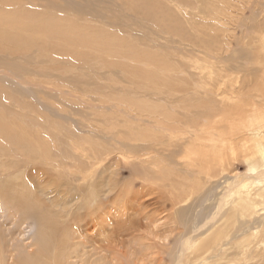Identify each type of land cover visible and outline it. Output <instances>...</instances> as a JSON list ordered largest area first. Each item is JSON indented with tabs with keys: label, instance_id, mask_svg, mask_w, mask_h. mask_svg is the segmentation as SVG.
<instances>
[{
	"label": "rangeland",
	"instance_id": "1",
	"mask_svg": "<svg viewBox=\"0 0 264 264\" xmlns=\"http://www.w3.org/2000/svg\"><path fill=\"white\" fill-rule=\"evenodd\" d=\"M4 1L5 3L1 2L2 8H0L5 15H3L1 12L0 15L2 14L5 18H8L7 12L10 8L9 15L17 10L15 15L19 14V12L20 14L22 13L21 15H23L24 19H22V22L26 23L28 19H31L30 17L33 16L34 18L39 16V14H41L39 10H41V15H45L42 16V19L47 18L48 21L49 15H52L50 16L52 17V21H50L51 23L58 19V21L55 22L58 25L59 23L64 25L69 19L68 22L72 27H74V31L79 29L78 32L81 30L92 33L104 32L110 37H118L136 50L150 54L149 59H153L154 57L155 59L162 60L165 57V59L168 60V62H170L173 67L185 68L188 75L190 73H200L198 68H200L201 65L203 66V64L196 63V58L199 59V61L202 58L201 60L203 61L206 56H211L209 61L214 64L215 68H219L220 66L222 67L223 65V68L228 69L230 65H238L241 68H245V70L246 67H248V69L259 67L261 68V72H264V66L259 65L264 64V42L259 39V33L255 34V38L251 35L247 36L246 33L248 28L245 27L243 23L246 22L248 24V21H250L251 17L253 16V12L250 10L246 12L243 11V0H239V2L236 3V7L232 10L225 8L223 14L219 16V18L215 19L206 12H203V8L195 9L194 7H191L192 4H197L198 0H188V3H180L176 0H160L163 5L169 8L173 14L171 18L172 21H169V24L178 23L188 34L191 35V37L192 35L195 37L196 34H199L203 38L202 40L204 43L198 39V46L194 44V42H197V39L194 42L183 40L179 35L171 34L166 31H159L149 22L145 23L141 16L134 13L133 11L128 10L124 0H19L21 1L20 4L18 0H10V3L8 0ZM52 5H54V7ZM61 5L64 6V11L62 10ZM49 9L51 12L48 11ZM45 10H47V13H43ZM90 12H94L99 16L92 20L88 18V14H90ZM113 12L116 14L120 13L122 16L124 15L123 19H118L114 22L110 21L107 17H113L115 15ZM100 13L103 15L100 16ZM260 17L258 18V22H261L260 24L264 25V13H262ZM7 18L6 20H0V23L2 22L1 24L3 26H5L3 22L7 21ZM59 20L62 22H59ZM241 20L243 21L241 22ZM50 22L48 23L47 30L55 29L51 28L53 25L51 26ZM9 25H12L11 28L9 26L10 29L18 28V25H16L14 21ZM13 25H15L16 28H14ZM75 25L77 27H75ZM249 29L252 30V24H249ZM24 30L25 28L23 27V30L19 31L22 32L27 43H25L21 48L19 47L20 45L17 49L14 47L15 51L14 49H9L3 52L0 51V80L2 79V82L7 87L9 85L12 86L10 92L8 91L10 86L9 88L6 87L10 97L8 95L7 96L9 99H11V102L9 99L3 101V105L1 107H4V109L8 111V117H17L19 113V119L23 118L25 122L30 120L29 122L33 123L32 126H34V128H38L39 131L41 130L43 137L47 138L46 140H50V143L48 141L46 146L50 147V150L53 149V152H58L60 150L61 152H59V154L55 153V155H58L55 157L52 155L54 153L51 151L52 154L50 156L44 154H33L30 158H21V160H18V162L14 163V166L10 167L11 171L10 173L8 172L9 174L4 173L3 176L0 174V183L8 182L28 184V188H33L39 196L43 198L46 197L48 199L52 198L55 200V206L49 202V209L51 210L53 208H55V210L56 208L59 210L67 208V210H69L82 200L84 193L85 204H87L86 202L88 201L87 199L89 197V188L87 187L88 184H90V189L92 187L103 188V197L101 196L99 199L106 202V208L103 206L99 207L97 201L92 207L86 206L85 210L82 212L85 213V228H87L84 238L85 258H78L77 252H74L75 255L70 260V264H89L87 261L96 260L95 258L99 259L103 264H130V262H133L132 255H134V253L136 254V251L142 252L138 255V258L143 257L146 260H153V264H160L161 259L164 260L165 264H173L175 259L174 249L178 246L180 235L185 234L184 230L189 229L190 231L196 224H202L203 221L205 222L204 219L209 217L208 213L211 214L210 207L212 205V211H214L215 201L223 192L226 180L228 178H233L232 175L234 176V174H242L245 172L246 166L244 164L238 165L237 161L236 164L234 163V166L232 164V167L229 166L228 170H230L231 173L228 171L226 173L224 172L222 175L214 176L211 179H206L204 174L199 176L200 174L198 167L187 169L185 164L188 159L184 158V152H180L178 154L180 155L179 158H176L178 155H175V157L171 159V162H173L175 159L174 162L177 165L174 166V163H172V167L176 168H174L175 170H171V173H169L172 174L173 172V174H175L176 172V175H173L172 177L170 174H167L166 177L162 176L161 174L159 175V173L152 175V177L156 176L155 179L160 180L161 182H156L155 179L146 181H150L149 183L136 180L134 178L135 166L127 165L124 157L122 156L124 155L123 152L133 151L135 150L136 145H143L146 143L144 141L135 142L131 139H127V131L129 126H132L134 129H136V121L131 118V116H137L140 114L137 111V106L132 105L131 102L145 100L146 98H152V100L158 102L160 101V98L165 96L167 97V94L151 96V94L158 92V90H147L144 84L139 85L137 82H135L137 80L130 76V72L127 69L128 67H137L136 65L139 64L144 69L148 67L149 63L142 62V59H144L143 56L141 62L136 61L135 58L129 57L132 54L128 50L120 53L118 48L122 50V46L119 44L117 53L111 57H109L106 53H94L93 50L90 52L86 51L85 58L78 57L76 54L79 51V47H72L71 51H65L63 49L66 47L57 45H53L51 47L50 44L45 45V42H42L41 40L42 38L37 39L39 42H42V49H39L37 42L35 43V41H30L31 44H29V39L32 37L28 36V34L30 35L29 31L26 33ZM50 37L52 38V35L48 34L46 39L51 40ZM31 40L34 39L32 38ZM28 44L30 45V48ZM208 44L212 45L213 55L208 53L210 49V46L207 47ZM115 46H117V44H115ZM45 48L48 49V51H44ZM11 50H13V53ZM16 50H18L20 53L18 52V54H16ZM232 57H235L237 62H235ZM245 58L249 60V66H246ZM255 58L258 60H255ZM261 60L262 63H260ZM13 62H16L18 65L22 64V67L18 66L16 63L14 65ZM4 63L6 64V67ZM225 63L227 65H225ZM198 65L200 66L198 67ZM190 66L194 67L192 68ZM17 68H20L21 71L19 69L17 70ZM245 70L244 72L247 73ZM8 71H11V73ZM206 72H208V70ZM244 72H240V78L241 76H245ZM14 73L15 75H13ZM170 73H167V76L172 78L174 75L172 73L171 75ZM188 75L181 76L188 77ZM188 78H191V74ZM228 79L229 77L225 78L226 81H228ZM188 84L193 86L192 82H188ZM252 88H254V85L249 88V91ZM247 90L248 88L243 89L242 92H240L241 95L245 94ZM12 91L15 93V96L13 95L14 93H11ZM182 92L184 93V91ZM144 93H149L150 95L145 97L143 95ZM12 95L16 97V100L12 99ZM184 95L187 94L184 93ZM182 97L183 94L177 92L176 97H170L168 100L166 99V101L172 102L177 98V104L176 102H173V104L176 106L178 105L177 107L180 108L178 109L176 107L178 112L180 111L181 113H184L182 111L183 109L180 107V103L184 100ZM20 99L21 103L23 102V109L18 104ZM167 102L163 103L167 105L165 108L170 105L169 102ZM130 110H132V112ZM20 112L23 114L21 115ZM133 113H136L137 115ZM171 113L173 115L177 114L175 112V114L173 112ZM193 113L194 112H192V115ZM21 116L22 118H20ZM160 116L162 119H164L163 117L165 114L163 116L162 113ZM45 119L49 121V123L46 124L50 126H45V128L48 127L49 129H44L42 127L40 128V126L37 127V124H40V122L42 123V121ZM23 120L20 121L23 122ZM151 131H154V128H152ZM56 133L58 135H55ZM71 134L73 136H71ZM55 136H59L60 138H55ZM53 137L55 141H57L56 139L59 138V141L63 142L59 143L57 141V144H59L56 146L57 144L53 143ZM73 140L74 142L77 140L79 144L83 143V152L79 153V151H76L73 148ZM173 141L175 143H173ZM173 141L172 144H170L171 146L168 144V149L171 151V153L168 151L170 155H172L173 151H184V149L177 150L182 147L180 144H184L185 146L184 140L176 137L173 139ZM114 142L117 143L114 145L111 144ZM123 142H125L126 145H121ZM89 143L91 145H88ZM107 143H109L107 146L110 145L114 148L111 147V152L104 153L107 154V156L103 154L105 157L104 160L106 162L103 161L101 164L98 163L96 164L95 168H93L92 162L90 160L92 159V153L91 151L87 152V149L89 148L88 146H95V149H98V145L102 144L108 149V147L105 146ZM59 145L61 146L60 148ZM54 147L57 150L54 149ZM65 147L67 149H65ZM64 156H66V158ZM153 156L156 155L153 154ZM57 157L59 159H57V161L54 160L53 162V159ZM13 159L17 158L13 157ZM48 159L50 161H48ZM182 161L186 162L183 164ZM59 162L61 163V166L59 165ZM82 162L83 164H81ZM89 162L91 163L90 165ZM85 164H87V166ZM177 168L180 170V172H187L185 174L183 173L184 175L181 173L183 176H185L182 177L183 179H181V174L178 172ZM2 170L3 167H0V173ZM78 170H84L85 174L88 173L87 177L90 178H86L84 176V180L83 176H81L82 174L85 175L84 172L81 171L82 173H78ZM88 170L92 173L89 174L90 172ZM215 173H213V175ZM177 174H180V177L177 176ZM9 175L10 177H8ZM196 175L201 177V179H197ZM81 182L85 183V186L82 189V194L76 188H66L64 186L66 189L61 188L60 192L54 191L51 194L46 195L47 192L54 189L55 186L53 183ZM101 183L103 185H101ZM194 183H206V185H204V188H206L202 189V192L199 191L197 194L195 193L186 204H183L182 206L178 205L177 208L172 210V208L169 206V200H172V198L176 197L175 190L181 188V184L184 185V188L186 187L189 189L194 186ZM126 184L128 192L124 194V196H121L122 198L119 197L120 195H117V191H110L114 185L121 187ZM129 185L131 186L129 187ZM60 186L57 185L56 189H59ZM168 186H172V188ZM173 187L176 189L173 190ZM64 189L68 192L61 191ZM171 189L172 191H170ZM86 190L88 193H86ZM144 192L147 195H144ZM173 194H175V196ZM114 195H117L119 199L117 196H115L117 200L114 201L111 199ZM71 198L74 199L71 201ZM120 200L125 202V208L120 206ZM31 201L32 203L35 202L36 204H39L34 200L33 194L31 195ZM64 202L67 204H64ZM140 202L143 205H141ZM130 203H135L134 208L130 206ZM9 213L10 210L4 204H0V232L6 238L8 248L11 247L10 250H12V254H9L11 257L10 260H12V258L15 260L22 250L27 248H30L32 251L36 250V247L33 250L32 244L39 228V222L35 219V217H33V215H29L24 218L22 215L16 217ZM172 214H175L176 217L178 216L180 218L176 219L181 223L180 228L176 227L179 225L175 223V220L174 223L172 222ZM144 215L153 217L151 218L152 224L149 227L144 226L136 237L134 234L130 235L126 232H120L121 230L118 232L114 231L115 224L127 222L131 217H139ZM198 216L199 218H197ZM200 216H203V220ZM54 219L61 220L57 215ZM61 221L59 224L60 229L66 230L70 234H73L76 230H78L73 219H70L68 224H63V222L61 224ZM118 228L120 229V227ZM86 233H88V236H86ZM142 235H144V239L141 243H139L138 240ZM91 253L94 254L93 257L90 255Z\"/></svg>",
	"mask_w": 264,
	"mask_h": 264
},
{
	"label": "bare ground",
	"instance_id": "2",
	"mask_svg": "<svg viewBox=\"0 0 264 264\" xmlns=\"http://www.w3.org/2000/svg\"><path fill=\"white\" fill-rule=\"evenodd\" d=\"M21 1H19V4L21 3ZM176 1L180 3L189 2L188 0ZM1 2L5 3V1L0 0V7ZM8 2L10 3V0H8ZM124 2L129 11H133L134 13L138 14L142 17V20L145 23L149 22L159 31L161 30L169 32L171 34L179 35L181 39L188 40L190 42H194L197 39V42H194V44L197 46L199 45V40L204 43L202 40L203 38L199 34H196L195 37L194 35H192L191 37V35L188 34L178 23L169 24L168 22L172 21L171 18L173 14L170 9L164 6L160 0H124ZM238 2L239 0H198L197 4H192L191 7H194L195 9L203 8V12H206L215 19L219 18V16L223 14L225 8L231 10L235 8L236 3ZM243 2V11L246 12L250 10L251 12H253V16L251 17V20L248 21V24L246 22V24L243 23V25L248 28L246 33L247 36L251 35L255 38V34L259 33V39L264 42V25H261V22H258V18L262 13H264V0H243ZM52 6L54 7V5ZM63 7L64 6H62V10L64 11ZM1 8L0 12L5 15L4 12H2ZM8 10V18L6 17L7 21L3 22L5 26L1 24L2 22L0 23V51L2 52L9 49H14V47H16L15 49L19 47L21 48L25 43H27L26 39L23 37L22 32L19 31L23 30L24 27V31H26V33L27 31H29L30 33V35L28 34V36H31L34 39L31 40L32 38L30 37L31 39H29V42H37L39 49H42V42H45V45L50 44L51 47L53 45L66 47L65 49H63L65 51H71L72 47H79V51L76 54L78 57L85 58L86 51L90 52L91 50H93L94 53H106L109 57H111L112 55H115L117 53L119 44L122 46V50L118 48L120 53L128 50L132 54L129 57L135 58L136 61L141 62L143 56L144 59H142V62L149 63L148 67L144 69L139 64L136 65L137 67H128L127 69L130 72V76L136 79L137 81L135 82H137L139 85L144 84L147 90H158V92H154L153 94H151V96L167 94V97L165 96L163 98H160V101L158 102H155L154 100H152V98H146L145 100L131 102L132 105L137 106V111L140 114L137 115L136 113H133L137 116H131V118L136 121L137 130L132 126H129L127 131V139H131L135 142L144 141L146 143L143 145H136L135 150L133 151L124 150L125 152H123L124 155L122 156L124 157L127 165L135 166L134 178L136 180H141L145 183H149L150 181H146L155 179L156 176L152 177V175H156V173H159V175L161 174L162 176L166 177L167 174L171 173V170H175L174 168L176 167L173 168L172 163H174V166L177 164L174 162L175 159L173 160V162H171V159H173L175 155L177 156L180 152H184V158L188 159L187 162L185 161L187 169L198 167L200 174L199 176H202V174H204L206 179H211L214 176L222 175L224 174V172H230V170H228L229 166H231V164L234 166V163L236 164L237 161L238 165L244 164L246 166L245 172H243L242 174H234V176L232 175L233 178H228L226 180L223 192L221 191V195L215 201L214 211H212V205L210 207L211 214L208 213L209 217H206V219H204L205 222L203 221L202 224H196L194 228H190V231L189 229L184 230L185 234L180 235L178 246L174 249L175 259L173 261V264H264V72H261V68L258 67L248 69V67H246L245 70V68H241L238 65H230L228 69L223 68V65L222 67L220 66L219 68H215L214 64L209 61L211 56H206L203 61L201 60L202 58L200 59V61L196 58V63H202L203 66L201 65V67L198 68L200 66L198 65L197 68L200 70V73H190L191 78H188L190 74L188 75L185 68L173 67L171 63L165 59V57L162 60L155 59L154 57L153 59H149L150 54L136 50L118 37H110L104 32H93V34L92 32H85L81 29L80 32H78L79 29L74 31V27H72L68 22L69 19L64 25H61L60 23L58 25L56 23L58 19H53L54 22H52V24L50 22L52 21V17H50L52 15H49L48 21L47 18L42 19V16L45 15H41V10H39L41 12L39 16H36L34 18L32 16L30 17L31 19H28L25 23L22 22V13L20 14L19 12V14L15 15V13H17V10L13 9L16 12L14 11L11 15H9L10 8ZM48 11L51 12L50 9ZM45 12L47 13V10H45L43 13ZM114 14L115 15L113 17H106L112 22L117 21L118 19H123L124 15L122 16L120 13ZM3 15H0V20H6ZM101 15L103 14L100 13V16ZM97 16L99 15L94 12H90V14H88V18L92 20ZM13 21L16 23V25H18L17 29H10L12 25L10 26L9 24H11ZM242 21L243 20H241V22ZM49 22L51 23V26L53 25L52 27L50 25L49 26L55 29L47 30ZM59 22L62 21L59 20ZM249 24H252V30L249 29ZM13 26L14 28H16L15 25ZM75 27L77 26L75 25ZM48 34L52 35V38L50 37L51 40L46 39ZM38 38H42V42H39L37 40ZM29 44H31V42ZM115 44H117V46H115ZM208 46H210L208 53L213 55L212 45L208 44L207 47ZM46 50L48 51V49L45 48L44 51ZM11 51L13 53V50ZM16 51V54H18L19 51ZM232 59L237 62L235 57H232ZM245 59L246 66H249V60L247 58ZM256 59L257 58H255V60ZM13 63L15 65L16 62ZM260 63H262V60ZM225 65L227 64L225 63ZM259 65L264 66V64ZM190 67L193 68L194 66ZM18 69L20 70V68H17V70ZM207 70L208 72H206ZM244 70L247 71V73H245ZM242 71L245 73V76H241L240 78L239 74ZM8 72L11 73V71ZM170 72L174 75L172 76V78L167 76V73ZM13 75H15V73ZM181 75H188V77ZM227 77H229L228 81L225 80V78ZM188 82H192L193 86H190ZM252 85H254V88L249 91V88ZM9 86L7 87L2 82V79L0 80V167H3V170L0 173L1 176H3L4 173H10V167L14 166V163L18 162V160H21V158H30L33 154H44L50 156L52 154L51 151L53 150H50V147L46 146V143L48 144V141L50 143V140H46L47 138L43 137L41 130L39 131L38 128H34V126H32L33 123L29 122L30 120H28V122L26 121V123L23 120L22 116L20 117L22 119H19V113L17 117H8V111L4 109V107H1L3 105L2 102L8 100L10 97L7 92V88H9ZM11 87L12 86H10L8 90L9 92ZM246 88H248L247 92L241 95L240 92H242V90ZM182 91H184V93H186L187 95H184ZM177 92L183 94L182 98L184 100L182 99L183 101L180 103V107L183 109L182 111L184 113H181L180 111L178 112V110H176V107L178 105L176 106L175 104H173V102L178 101L177 98L172 102L168 101L170 105L167 108H165V106L167 105L163 104L164 102H167L166 99L168 100V98L170 97H176ZM11 93L14 92L12 91ZM13 95L15 96V93ZM143 95L145 97H148L150 94L144 93ZM14 96L12 99L16 100V97ZM9 100L11 102V99ZM18 104L22 109L24 108L23 102L21 103V99ZM130 111L132 112V110ZM160 111L163 113V116L165 114V116L163 117L165 120L161 118L160 115L162 113ZM171 112H175L178 115H173ZM192 112H194L195 114L193 113L192 115ZM22 114L23 113H21V115ZM20 120H23V122H21ZM46 121L48 120H43L42 123L40 122V124H37V127L40 126V128L42 127L44 129H49L48 127L50 126L46 124L49 123V121ZM45 126L48 127L45 128ZM152 128H154V131H151ZM55 135L58 134L56 133ZM71 136L73 135L71 134ZM56 137L59 136H55V138ZM176 137L185 141V146L184 144H180L182 147H180V149H177H184V151H173L172 155H170L168 152L170 151L168 149V144L169 146H171L170 144H172L173 139H175ZM59 138H57L56 140L59 143L63 142H60ZM53 141V143L57 144V141H55L54 137ZM117 142L111 144L114 145ZM173 143L175 142L173 141ZM58 144L56 146H58ZM82 144H79L77 140L76 142H74L73 140L72 145L74 146L73 148L80 153L84 151ZM108 144L109 143L105 144L108 149L105 148L102 144L98 145V149H95V146H88L89 148L86 147L88 148L87 152L91 151L92 153V159L90 160L92 162L93 168H95L96 164L98 163L101 164L103 161L106 162L104 160L105 157L103 156V154L111 152V147H113L110 145V147L107 146ZM88 145L91 144L89 143ZM121 145H126V143L123 142ZM60 147L61 146L59 145V148ZM54 149L56 148L54 147ZM65 149L67 148L65 147ZM59 152H61V150L58 152H53L54 154L52 155H54V157L58 156L55 155V153L59 154ZM153 154L156 156H153ZM104 155L107 156V154ZM66 156L64 157L66 158ZM13 157H16L17 159H13ZM179 157L180 155H178V157L176 158ZM57 159L59 158H54L53 162L54 160L57 161ZM48 161L50 160L48 159ZM185 162H183V164ZM81 164H83V162ZM90 164L91 163L89 162V165ZM59 165L61 166V163ZM85 165L87 166V164ZM81 171L85 174L84 170H78V173H82ZM178 172L180 174L184 173L180 172V170H178ZM91 173L92 172H90L89 174ZM213 173L215 174L213 175ZM87 174L88 173H86L85 175H81L83 176L84 180L85 177L90 178L87 177ZM182 174L180 175L181 179H183L182 177H185L183 176L184 174ZM173 175H176V172L175 174H173V172L172 174H170L171 177ZM179 175L177 174V176ZM8 177H10V175ZM196 177L197 179H201V177H198L197 175ZM196 177L194 176L195 179ZM155 181L158 182L160 180L155 179ZM84 184L85 183L82 182L53 183V185L55 186L54 189L47 192L46 195H49L54 191L60 192V189L65 187L76 188L82 194V189L85 186ZM127 184L121 187L114 185L115 188L112 187L114 189L111 188L110 191L113 190L114 192L115 190L118 192L117 195H120L119 197L124 196V194L128 192ZM57 185H61L59 189H56ZM89 185L90 184H88L87 186L89 188V193L87 192L88 189L86 190V193H88L89 195L88 199L86 197V199L88 200L86 202L87 204H85L84 193L82 200L69 210H67V208L61 210L57 208L55 210V208H53L51 210L49 209L50 203L55 206V200L52 198L48 199L46 197L43 198L39 196L33 188H28V184L8 182L0 183V204H4L10 210V213L16 217L22 215L25 218L26 216L33 215V217H35V219L39 222V228L32 244L33 250L35 247L36 250L32 251L30 248L22 250L15 260H13V258L12 260H10L11 257L9 254H12V250H10L11 247L8 248L6 238L0 232V264H70V260L75 255L74 252H77L78 258L84 259V238L87 228H85V213L82 212L85 210L86 206L92 207L97 201L99 207L103 206L106 208L107 206L106 202L99 199V197L102 196V192L104 191L103 188L92 187L90 189ZM101 185L103 184L101 183ZM131 185H129V187ZM204 185H206V183H194L193 187L189 185L191 187L189 189H187L186 187L185 189L183 184H181V188L179 189L173 187V190L176 189V197L172 198V200L168 199L170 202L169 206L173 210L174 208H177L178 205L182 206L183 204H186L187 201H189L195 193L197 194L199 191L202 192V189L206 188H204ZM168 187L172 188V186ZM65 189L61 191L66 192L67 190ZM170 191H172V189ZM32 194L34 200L39 204H36L35 202L32 203ZM117 195L112 196L111 199H113L114 201L117 200L115 197ZM144 195L147 194L145 193ZM173 195L175 196V194ZM73 199L74 198H71L70 200L72 201ZM64 204L67 203L64 202ZM134 205L135 203H130V206H132L133 208ZM141 205L143 204L141 203ZM120 206L122 208H125V202L120 200ZM56 215L62 221L58 219L55 220L54 218L56 217ZM171 216V219H173L172 222L174 223L175 220V223L179 225L176 227L180 228L181 223L179 220H176L179 217H176L175 214H172ZM203 216H200L201 219L203 218ZM151 218L153 217L145 215L139 217H131L127 222H120L118 224H115L114 231L118 232L121 230L120 232H126L130 235L134 234V236L136 237L144 226L149 227L152 224ZM197 218H199V216ZM70 219L74 220L76 228L78 229L73 234H70L68 231L59 228L60 221L61 224L62 222L63 224H68ZM118 227H120V229ZM86 236H88V233H86ZM143 239L144 235L139 238L138 242L141 243ZM140 253L142 252L136 251V254L134 253V255H132L133 262H130V264H153V260H146L143 257L138 258V255ZM90 255L92 257L94 256L93 253H91ZM95 259L97 261L90 260L87 261V263L103 264L99 259ZM160 264H165L163 259H161Z\"/></svg>",
	"mask_w": 264,
	"mask_h": 264
}]
</instances>
